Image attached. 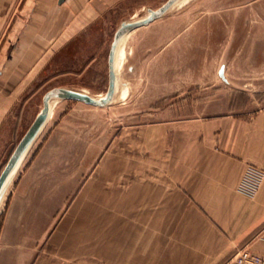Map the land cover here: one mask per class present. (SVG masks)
I'll return each mask as SVG.
<instances>
[{"label":"crops","instance_id":"crops-1","mask_svg":"<svg viewBox=\"0 0 264 264\" xmlns=\"http://www.w3.org/2000/svg\"><path fill=\"white\" fill-rule=\"evenodd\" d=\"M114 1L0 0V154L23 98ZM218 110L155 124L137 168L90 167L84 179L23 169L0 217V264H222L244 245L264 254V175L255 193L240 189L249 165L264 171V104Z\"/></svg>","mask_w":264,"mask_h":264},{"label":"rangeland","instance_id":"rangeland-1","mask_svg":"<svg viewBox=\"0 0 264 264\" xmlns=\"http://www.w3.org/2000/svg\"><path fill=\"white\" fill-rule=\"evenodd\" d=\"M164 1L115 0L62 49L60 63L48 67L23 98L22 104L28 102L17 114L16 135L2 146L0 171L40 109L44 92L59 84L102 96L108 83L107 53L116 28L124 20L144 17L149 8ZM120 43L124 56L115 71L111 101L93 106L71 99L51 100L54 108L46 126L4 192L0 217L19 174L28 166L46 173L59 169L78 174L81 169L83 179L90 167L100 172L113 166L137 168L145 151H154L155 124L205 118L216 114L221 102L264 104V0H177L160 17L125 34ZM221 66L226 81L218 74ZM40 144L45 155L32 158ZM146 164L154 166L153 155ZM70 179L68 183L78 177Z\"/></svg>","mask_w":264,"mask_h":264},{"label":"water","instance_id":"water-1","mask_svg":"<svg viewBox=\"0 0 264 264\" xmlns=\"http://www.w3.org/2000/svg\"><path fill=\"white\" fill-rule=\"evenodd\" d=\"M62 1V0H59ZM177 0H165L161 5L156 8H149L147 15L142 18L122 21L116 28L112 40L109 45L107 53V72H108V83L104 94L100 97H95L89 93L72 89L64 86H54L49 88L42 95V104L35 117L19 138L12 152L10 153L4 167L0 171V201L6 188L11 181L14 172L18 168L25 154L29 151L32 144L43 129L51 107V100L53 99H71L83 102L84 104L93 106H103L107 104L114 96L116 86V72L114 67V57L118 43L122 37L133 29L140 26L146 25L154 19L160 17L172 4ZM219 76L226 81L224 74V67L221 66L218 71Z\"/></svg>","mask_w":264,"mask_h":264},{"label":"built area","instance_id":"built-area-1","mask_svg":"<svg viewBox=\"0 0 264 264\" xmlns=\"http://www.w3.org/2000/svg\"><path fill=\"white\" fill-rule=\"evenodd\" d=\"M263 175L262 169L249 165L243 174L240 189L248 194L255 193ZM222 264H264V254L244 245L239 247Z\"/></svg>","mask_w":264,"mask_h":264},{"label":"bare ground","instance_id":"bare-ground-1","mask_svg":"<svg viewBox=\"0 0 264 264\" xmlns=\"http://www.w3.org/2000/svg\"><path fill=\"white\" fill-rule=\"evenodd\" d=\"M123 56H124V46L121 45V43H120V45L117 46L116 53H115V57H114V67H115V71H117L118 67L120 66V64H121V62L123 60ZM124 61H125V59H124ZM80 91L86 92L85 90H80ZM53 108H54V104H52L51 107H50L49 116L52 113ZM3 197H5V196L4 195L2 196V199L0 201V206H1V203H2V200H3Z\"/></svg>","mask_w":264,"mask_h":264}]
</instances>
